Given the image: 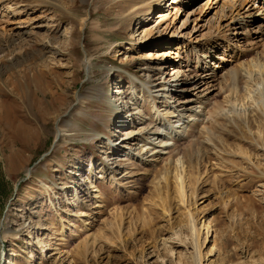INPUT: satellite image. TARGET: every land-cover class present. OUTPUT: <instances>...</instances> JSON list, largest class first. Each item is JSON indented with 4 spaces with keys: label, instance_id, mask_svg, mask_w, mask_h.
I'll list each match as a JSON object with an SVG mask.
<instances>
[{
    "label": "rangeland",
    "instance_id": "374dc122",
    "mask_svg": "<svg viewBox=\"0 0 264 264\" xmlns=\"http://www.w3.org/2000/svg\"><path fill=\"white\" fill-rule=\"evenodd\" d=\"M171 1L0 0V264H264V73L240 74L264 38L235 42L226 0ZM165 52L166 79H221L163 95Z\"/></svg>",
    "mask_w": 264,
    "mask_h": 264
},
{
    "label": "bare ground",
    "instance_id": "6f19581e",
    "mask_svg": "<svg viewBox=\"0 0 264 264\" xmlns=\"http://www.w3.org/2000/svg\"><path fill=\"white\" fill-rule=\"evenodd\" d=\"M160 1L161 0H148V2H147V6L145 7V9L143 10L142 9V11H139L138 13H136V18H138L139 16H142V18L141 19H146L150 14H153V12H155L154 10H158L159 9V7L162 5L161 3H160ZM208 1V0H207ZM249 0H247V1H245V2H243V0H226L225 2H222V4H221V6H220V10L224 13L225 12V10L228 12V13H230V16H226V18H229L230 17V22L225 26V28H227V30H232L233 32H234V34H233V36H234V39H235V42H240L239 40H241V39H239V37H241V35H242V38L243 39H245L244 41H247L246 42V45H248V46H250V45H253L254 46V44H256L257 42H258V44H259V42L261 41V40H263V38H264V0H250L249 2H248ZM2 2V1H1ZM175 2V5H178L179 6V4L181 3L180 2V0H172L171 1V3H174ZM249 3V4H248ZM251 3V4H250ZM214 4V3H213ZM215 5V4H214ZM216 5H217V3H216ZM248 5H250L249 6V8L248 9H246V11H248V12H252V14H248V17H244V16H241V10L244 8V7H246V6H248ZM252 5L254 6V5H256V9H257V13L256 12H254V8L252 7ZM253 8V9H252ZM17 8H12V7H5V6H2L1 4H0V18L2 17V14H3V12H5L4 13V16H5V14H6V16H10V15H16L17 14V12H18V15L20 14L19 12L20 11H18V10H16ZM180 9V8H179ZM161 10V9H160ZM178 12V10L177 11H175V13H177ZM244 12V11H243ZM222 13V14H223ZM235 13V15L234 16H232L233 14ZM254 13H256V15H254ZM243 15V14H242ZM258 15L261 17H258ZM5 16V17H6ZM257 16V17H256ZM146 17V18H145ZM155 17V16H154ZM158 18H159V16H157ZM149 18V17H148ZM165 18V17H164ZM250 18H256V19H261V21L263 22L262 23V25H259V26H256V29H249V28H247V25H250ZM245 19H248V22H246V20ZM254 22V21H253ZM143 23V22H142ZM186 23V21H184V24ZM235 23H237V25H235V28H232L233 27V25L235 24ZM157 28V27H156ZM155 28V29H156ZM232 28V29H231ZM158 29V28H157ZM246 29V31H247V33L244 31ZM151 30H149L148 32H150ZM146 32V31H145ZM147 32V33H148ZM97 33V32H96ZM145 34V33H144ZM149 34V33H148ZM147 34V35H148ZM147 35H145V37L147 36ZM144 37V38H145ZM161 37H163V35H159V36H157L155 39H156V41H159V39L161 38ZM144 38L141 40V42H143V40H144ZM162 39V38H161ZM155 42V41H154ZM261 44V43H260ZM110 45L111 44H109L108 45V48L110 47ZM243 45V44H242ZM245 45V44H244ZM243 45V47H245ZM227 46H231L229 43H227ZM112 47V46H111ZM226 47V46H225ZM231 47H233V46H231ZM262 46H260V48H261ZM254 48V47H253ZM233 49H234V47H233ZM112 49H109V51H111ZM242 50V49H241ZM250 50V49H249ZM259 52V51H258ZM170 54H174V53H167V52H165L162 56H161V58H162V60H161V62H159V64L161 65L158 69H156V75H158L159 77V79L158 80H160V82L158 83V84H156V86L155 87H153L155 90H156V88H158V90H156V91H160V92H162L163 93V95L166 93H168V91L167 90H170V88H175V89H179V90H175L174 89V93H178V94H180L181 96V98L183 97H185V94H187V89H182L183 87L182 86H190L191 88H193V89H191V90H197V88H199V87H201L202 85H205L206 86V91H208V90H210L209 88H212V86L214 85V82L215 81H217V80H220L221 78H220V75L219 76H217L218 75V73H217V71L215 70V69H213L212 67H211V65L210 66H207V65H205V67H202L201 65H196V67H195V71L194 72H192L191 74H192V76H186V75H184V73L183 72H180V71H174L173 70V68L171 69V74H170V77L168 78V79H166L168 76H169V73H167V70H169L170 68H171V66H172V64H170V60H173L174 58L176 59V58H178L179 60H180V54L181 53H176V54H174L175 55V57L174 58H172L171 56H170ZM207 57H209V56H207ZM206 57V58H207ZM202 59H205V57H202ZM201 59V60H202ZM216 59H218V58H216ZM262 60V59H261ZM204 61V60H203ZM205 62V61H204ZM250 62H252V61H250ZM86 63H87V58H85L84 59V61H83V66L85 67L86 66ZM196 63H200V64H202L200 61H199V59H198V57H197V60H196ZM207 64V63H206ZM209 64V63H208ZM259 64V63H258ZM262 64V63H261ZM258 65V66H256L257 67V72L255 73L254 71V73L253 72H251V71H246V70H243V72L242 73H240L241 74V77H244V78H246V79H250V76H251V74H253V75H255V74H257V76H258V74H260V75H262L263 73H264V66L263 65ZM249 66V65H248ZM252 66V65H251ZM214 67H216V68H218L219 66H214ZM250 67V66H249ZM244 68H246L245 66H244ZM248 68V67H247ZM251 68V67H250ZM167 69V70H166ZM241 70V69H240ZM240 70H239V72H240ZM190 73V72H189ZM264 75V74H263ZM183 77V78H182ZM243 78V79H244ZM245 79V80H246ZM246 81H248V80H246ZM218 82V81H217ZM175 83H177V84H179V83H181V88L180 87H175V86H179V85H176ZM173 84V85H172ZM175 84V85H174ZM159 86V87H158ZM147 89H149L148 88V86H147ZM181 89V90H180ZM150 90V89H149ZM155 91V92H156ZM171 91V90H170ZM204 91H205V89H204ZM117 96L118 97H120V99H118V101H120L121 100V103H120V107H121V105H122V107L120 108V110H123V108L124 107H126L128 110L126 111V108H124L125 110V113L127 114L128 113V111H130V107H129V104L131 103L130 101L132 100V98H133V96H134V94L132 93V95H128L127 97H124L123 98V96H122V92L120 91H118L117 90ZM174 95V94H173ZM168 99L169 98H171V97H167ZM125 99V100H124ZM151 99H153V98H151ZM81 100V99H80ZM78 101V104H77V107L76 108H78L79 106H81L80 104H83V101L81 100V101ZM117 101V102H118ZM136 102H137V97H136V99L134 98V101L132 100V103H131V107H134L135 105H136ZM152 102H153V100H151V104H152ZM185 102H188V101H185ZM77 103V102H76ZM169 104V103H168ZM182 104V103H181ZM183 104H184V102H183ZM118 110H116V112L118 113L119 112V107L117 108ZM120 114L122 113L121 111L119 112ZM125 114V115H126ZM146 119V117L144 116V115H142V117H141V121H143V120H145ZM141 121H139V123L141 122ZM138 123V124H139ZM171 128V131H169L167 134H165V136H166V138L167 137H169V138H171V137H173L174 135H171L172 134V131H173V127H170ZM60 130V129H59ZM159 131V130H158ZM177 133V132H176ZM175 133V134H176ZM128 135V134H127ZM159 136H162L161 134H159ZM164 137V136H163ZM170 140V139H169ZM161 143H162V145H161ZM160 143V146L158 147V148H160L158 151H156V152H154V153H157V154H165V152L164 151H166V150H164V148L165 149H167L168 148V142H166V141H164V142H161ZM149 144H151V143H149ZM169 145H170V143H169ZM167 147V148H166ZM212 148V147H211ZM152 152H153V150H152ZM211 152V151H210ZM166 153H168V152H166ZM175 168V167H174ZM178 168H179V166H178ZM174 171V173L175 174H173L171 177H173L174 178V181H175V184H177L178 183V185H179V189H181L182 187H181V184L183 185V183H182V177L179 175V173H178V169L177 170H175V169H173ZM179 170H181V168H179ZM182 170H183V168H182ZM180 172V171H179ZM178 173V174H177ZM182 174V173H181ZM187 175V174H186ZM188 176V175H187ZM167 181V180H166ZM177 185V186H178ZM181 187V188H180ZM185 189V188H184ZM179 191V190H178ZM181 191H183V189L181 190ZM183 193V192H182ZM183 195V194H182ZM48 249L47 248V246H44V247H41V251H45V250H42V249ZM40 251V252H41ZM198 258H199V256H198Z\"/></svg>",
    "mask_w": 264,
    "mask_h": 264
}]
</instances>
